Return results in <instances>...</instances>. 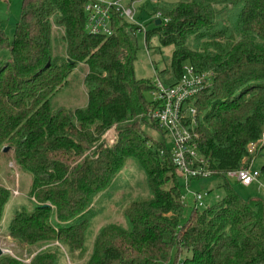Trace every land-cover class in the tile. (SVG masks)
<instances>
[{
	"label": "trees",
	"instance_id": "trees-1",
	"mask_svg": "<svg viewBox=\"0 0 264 264\" xmlns=\"http://www.w3.org/2000/svg\"><path fill=\"white\" fill-rule=\"evenodd\" d=\"M87 2L22 0L13 39L0 31L10 56L0 61V171L12 164L26 194L6 230L36 248L29 261L7 253L0 264H63L75 252L81 264H264V198L244 199L226 182L216 204L187 212L172 149L143 130L149 117L167 134L149 115L154 81L134 73L142 27L116 15L112 35H91ZM158 12L145 39L156 41L154 65L164 63L160 81L176 85L187 66L210 79L191 130L203 167L225 177L253 165L264 153V0L158 2ZM78 69L86 103L57 104ZM130 160L144 193L95 232L100 199ZM13 194L0 182V226Z\"/></svg>",
	"mask_w": 264,
	"mask_h": 264
},
{
	"label": "rangeland",
	"instance_id": "rangeland-1",
	"mask_svg": "<svg viewBox=\"0 0 264 264\" xmlns=\"http://www.w3.org/2000/svg\"><path fill=\"white\" fill-rule=\"evenodd\" d=\"M176 1L179 0H121L123 7H132L135 11L132 20L127 17H125V19L131 23L141 26L144 29V31L138 32L137 34L138 51L134 62V73L136 78L139 80H146L149 82L156 80L158 78L157 76H159L158 70L164 67L163 62L156 63L154 65L155 61H158L161 58L154 52V45L156 44V41L151 39L149 44L146 43L145 32L154 26L153 19L155 18V8L157 3H173ZM21 3L22 0H0V31L4 32L10 40L14 37L15 25L20 18ZM170 54L171 51L169 49H164V56L169 57ZM9 57V51H0V61L7 60ZM84 72V70L78 69L75 74L71 76V83H69V85L56 97L55 101L57 104L76 108L81 105L83 106L86 103L85 88L82 85ZM146 98L148 101H151V94L147 93ZM143 130L154 140H165L168 148L172 149V144L168 135H162L161 131H159L160 127L150 121L149 117L146 119V122H144ZM112 131L114 132V130ZM263 163L264 153L257 157L254 166L256 168H261ZM2 166L7 168V170L12 169L14 171L15 182L13 184L8 182L9 178L7 176V170L0 171V182L5 185H10L14 189L13 197L5 209L4 220L2 222L3 226L2 224L0 226V246L6 250L5 254L9 253L15 255L22 261L26 262L33 256L36 248L20 245L17 242H14L9 237L6 230L15 208L25 203V189L23 188V183L20 181L21 178L17 169L13 168L12 164L6 165L4 162H2ZM142 181L143 179L140 167L134 160H130L127 163L126 168L118 177L119 188L113 190L110 197H107L106 195H108V193H105L103 196L106 197L100 199L101 202L97 207L100 208L101 211L94 220L95 232L105 223L118 220L125 203L129 199L144 193L142 191L143 187L141 186ZM226 182H228L230 187L244 199L264 198V189L259 188L258 185L253 184L246 187L238 183L235 179H230L226 176H211L208 178L193 179L189 186L184 178H179V184L183 191L187 212L195 207L193 195L196 192L207 193V196L204 197L203 200L204 205L201 206L200 209L216 204L225 193L224 186ZM90 249L91 246L88 244V252ZM73 255L74 256H67L63 264L82 263V259H74V257H79L80 252H75Z\"/></svg>",
	"mask_w": 264,
	"mask_h": 264
},
{
	"label": "built area",
	"instance_id": "built-area-1",
	"mask_svg": "<svg viewBox=\"0 0 264 264\" xmlns=\"http://www.w3.org/2000/svg\"><path fill=\"white\" fill-rule=\"evenodd\" d=\"M85 13L87 15L86 29L91 35L110 36L113 34L114 17L117 15L132 20L135 11L132 7H123L121 0H88ZM160 16H162L160 12L155 14V18L161 19ZM167 20L165 19V21ZM142 30L144 31L143 28ZM209 80L208 75L197 74L191 66L184 68L182 79L174 86H165L159 78L154 80L156 91L152 95V101L156 107L151 110L149 115L170 138L176 172L187 181L188 185L193 179L208 178L212 175L210 170L203 167L204 161L197 152L196 135L191 132L197 123V107L194 101L209 84ZM114 132L110 130L106 134V139L110 144L116 140ZM261 143L264 144V134ZM253 147L252 144L250 150ZM226 177L235 179L246 187L256 184L259 188L264 189V174L254 164L229 171ZM206 196L207 193L196 192L193 198L199 206H203Z\"/></svg>",
	"mask_w": 264,
	"mask_h": 264
},
{
	"label": "water",
	"instance_id": "water-1",
	"mask_svg": "<svg viewBox=\"0 0 264 264\" xmlns=\"http://www.w3.org/2000/svg\"><path fill=\"white\" fill-rule=\"evenodd\" d=\"M161 23V20H157L156 21V24H160ZM5 151H7V148L5 149ZM6 253V250L3 248V247H1L0 246V257L3 255V254H5Z\"/></svg>",
	"mask_w": 264,
	"mask_h": 264
},
{
	"label": "crops",
	"instance_id": "crops-1",
	"mask_svg": "<svg viewBox=\"0 0 264 264\" xmlns=\"http://www.w3.org/2000/svg\"><path fill=\"white\" fill-rule=\"evenodd\" d=\"M171 144H172V143H171ZM189 185H190V183H189ZM189 185H188V186H189ZM2 226H3V223H2Z\"/></svg>",
	"mask_w": 264,
	"mask_h": 264
}]
</instances>
